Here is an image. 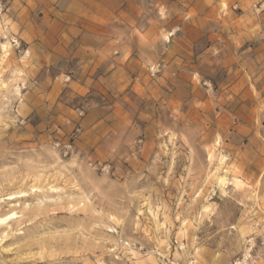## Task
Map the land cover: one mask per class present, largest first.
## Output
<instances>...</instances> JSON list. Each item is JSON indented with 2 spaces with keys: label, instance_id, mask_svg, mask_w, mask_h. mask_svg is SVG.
I'll list each match as a JSON object with an SVG mask.
<instances>
[{
  "label": "rangeland",
  "instance_id": "obj_1",
  "mask_svg": "<svg viewBox=\"0 0 264 264\" xmlns=\"http://www.w3.org/2000/svg\"><path fill=\"white\" fill-rule=\"evenodd\" d=\"M52 7L0 0V262L264 264V0Z\"/></svg>",
  "mask_w": 264,
  "mask_h": 264
},
{
  "label": "crops",
  "instance_id": "obj_2",
  "mask_svg": "<svg viewBox=\"0 0 264 264\" xmlns=\"http://www.w3.org/2000/svg\"><path fill=\"white\" fill-rule=\"evenodd\" d=\"M48 5L58 6L62 13L58 12L55 7L52 9L55 11V15L60 14L65 18H70L69 22L78 21L75 18L87 16L83 10L89 8L95 9L96 13L93 14L95 17L105 16L108 19H118L121 16V10L126 8V0H47ZM89 5V6H87ZM60 6V7H59ZM74 20H73V19Z\"/></svg>",
  "mask_w": 264,
  "mask_h": 264
},
{
  "label": "bare ground",
  "instance_id": "obj_3",
  "mask_svg": "<svg viewBox=\"0 0 264 264\" xmlns=\"http://www.w3.org/2000/svg\"><path fill=\"white\" fill-rule=\"evenodd\" d=\"M0 51L4 54L7 52V44L2 43L0 44ZM237 184H241V181L238 179H235ZM219 183H221V180L219 181ZM9 199V198H8ZM12 199V198H11ZM16 217V213H9L4 215L3 217H0V225H4L6 224L8 221L15 219ZM246 256V255H245ZM0 264H3L2 262H0Z\"/></svg>",
  "mask_w": 264,
  "mask_h": 264
}]
</instances>
